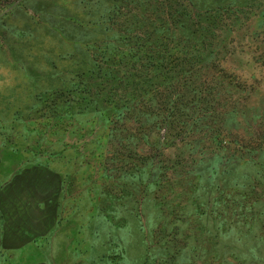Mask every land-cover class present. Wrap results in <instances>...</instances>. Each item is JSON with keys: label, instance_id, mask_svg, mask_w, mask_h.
Here are the masks:
<instances>
[{"label": "rangeland", "instance_id": "1", "mask_svg": "<svg viewBox=\"0 0 264 264\" xmlns=\"http://www.w3.org/2000/svg\"><path fill=\"white\" fill-rule=\"evenodd\" d=\"M145 2L0 0V264H264V0ZM126 20L171 60L211 24L210 83L237 109L221 145L95 105Z\"/></svg>", "mask_w": 264, "mask_h": 264}, {"label": "trees", "instance_id": "2", "mask_svg": "<svg viewBox=\"0 0 264 264\" xmlns=\"http://www.w3.org/2000/svg\"><path fill=\"white\" fill-rule=\"evenodd\" d=\"M122 1L125 7L131 2H143ZM152 3V0H146L144 12ZM163 8L167 10L165 26L177 29L180 24L182 27L186 21L182 18L183 12L179 14L169 3ZM182 11L185 13V9ZM186 16L191 18V14ZM119 26L114 34L116 51L105 52L100 64L94 60L100 67L98 85L91 81V77L85 84L91 93L95 92L89 97L101 100H96L95 105H100L109 115L124 120V127L130 124L143 132L148 127H157L164 131V138L176 131L177 134L198 131L204 134L203 140L221 145L224 141L222 132L237 109L227 110L225 92L210 83L208 71L216 57L211 48L219 45L208 30L211 24L203 26L205 31L201 36L184 38L179 35V40H184L185 45L197 46L199 50L182 54V58L174 60L170 56L173 53L163 49L171 41L153 39L154 32L151 35L148 29L146 31L150 24L143 21L144 30L138 33L130 31L135 27L129 20L117 24ZM120 156H116L115 160L122 161Z\"/></svg>", "mask_w": 264, "mask_h": 264}]
</instances>
